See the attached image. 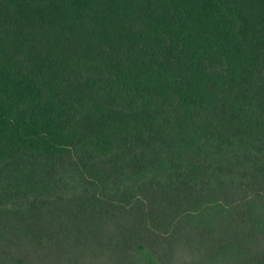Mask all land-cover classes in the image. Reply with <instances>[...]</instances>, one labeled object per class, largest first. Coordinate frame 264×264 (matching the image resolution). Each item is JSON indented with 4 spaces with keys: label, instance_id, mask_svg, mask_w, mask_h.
Returning a JSON list of instances; mask_svg holds the SVG:
<instances>
[{
    "label": "trees",
    "instance_id": "1",
    "mask_svg": "<svg viewBox=\"0 0 264 264\" xmlns=\"http://www.w3.org/2000/svg\"><path fill=\"white\" fill-rule=\"evenodd\" d=\"M82 209L118 264H264V0H0V264Z\"/></svg>",
    "mask_w": 264,
    "mask_h": 264
},
{
    "label": "rangeland",
    "instance_id": "2",
    "mask_svg": "<svg viewBox=\"0 0 264 264\" xmlns=\"http://www.w3.org/2000/svg\"><path fill=\"white\" fill-rule=\"evenodd\" d=\"M80 202L81 199L75 196L67 200L65 203L70 204L71 206H80ZM81 206H83V203ZM90 212H92L91 209ZM58 215V219L62 220L63 214L59 213ZM75 218L77 220L75 222L76 228L86 229L90 227L98 231V236L95 238V233L93 234L91 231L89 232L86 230L84 234L78 235V240L74 243V245L70 243L71 249H68L67 253H61V251L58 252L59 258L54 255L47 257L45 256L46 253L44 250H38L37 254H35V251L31 252V259L40 258L48 264H59L57 262L60 261L62 257L74 256V264H118L115 259L118 257L119 252L114 242L117 236L112 233L115 232V223L110 222L109 220L111 219L105 215L98 216L99 221L95 223L93 222L94 216L90 217L87 210L84 209H82V211L79 212ZM88 218L90 219L89 221ZM72 236L73 235H70L69 238ZM69 238L62 237V239H66V243L73 242V240L70 241ZM177 261L181 263L180 258L179 260L177 259ZM174 263L175 262L173 261L171 262V264Z\"/></svg>",
    "mask_w": 264,
    "mask_h": 264
}]
</instances>
